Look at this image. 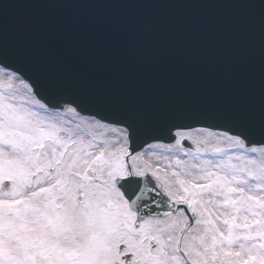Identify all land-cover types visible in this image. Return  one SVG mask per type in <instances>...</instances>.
I'll use <instances>...</instances> for the list:
<instances>
[{"label":"snow or ice","instance_id":"obj_1","mask_svg":"<svg viewBox=\"0 0 264 264\" xmlns=\"http://www.w3.org/2000/svg\"><path fill=\"white\" fill-rule=\"evenodd\" d=\"M260 90L155 103L6 40L0 264H264Z\"/></svg>","mask_w":264,"mask_h":264},{"label":"water","instance_id":"obj_2","mask_svg":"<svg viewBox=\"0 0 264 264\" xmlns=\"http://www.w3.org/2000/svg\"><path fill=\"white\" fill-rule=\"evenodd\" d=\"M5 30L10 49L151 102L259 99V16L232 0H7Z\"/></svg>","mask_w":264,"mask_h":264}]
</instances>
